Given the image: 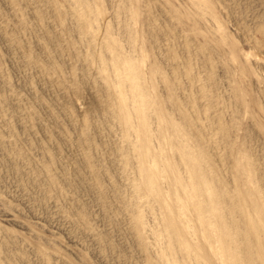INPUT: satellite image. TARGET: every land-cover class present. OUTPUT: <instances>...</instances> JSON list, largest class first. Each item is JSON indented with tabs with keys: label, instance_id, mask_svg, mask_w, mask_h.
<instances>
[{
	"label": "rangeland",
	"instance_id": "1",
	"mask_svg": "<svg viewBox=\"0 0 264 264\" xmlns=\"http://www.w3.org/2000/svg\"><path fill=\"white\" fill-rule=\"evenodd\" d=\"M128 59L160 200L133 150L143 128L113 114ZM187 153L211 176L197 197ZM197 203L263 217L264 0H0V264H221Z\"/></svg>",
	"mask_w": 264,
	"mask_h": 264
},
{
	"label": "bare ground",
	"instance_id": "2",
	"mask_svg": "<svg viewBox=\"0 0 264 264\" xmlns=\"http://www.w3.org/2000/svg\"><path fill=\"white\" fill-rule=\"evenodd\" d=\"M86 8L88 9V14L92 12V7L89 4L86 5ZM81 23L83 25H86L85 17L83 18ZM126 65L129 71L127 72L126 80L122 82L121 80H118V78H115L110 82L111 84H109L110 86H112L110 88L114 90L115 96H118L119 98V101L113 107V114L119 120L124 122L123 124L126 125V128H128V130L138 127L143 128L147 139L144 140L141 145L136 142L132 143L133 150L135 151L141 162L139 172L144 179L143 188L148 191L151 198L160 200L163 196L158 189L157 178L155 176V167L157 165V162L148 161L151 157L150 147L152 142L148 141L151 132L147 106L150 104V100L149 97L145 95L142 84L140 83L142 77L140 67L137 64H134L129 59L126 62ZM101 68L102 72L104 74H107V66L104 61L101 62ZM127 88H131L130 93L126 92ZM111 89L110 91H112ZM134 120H137L136 124L134 123ZM181 146L184 148L185 153L186 146L184 144H182ZM187 156L192 168L197 171V179L195 183L190 181H182L181 185L185 193L190 194V196L197 197V195L202 194L204 190L207 191L208 189H211V176L207 174V170L205 169L202 161L195 157L192 158V155L190 153H187ZM210 201L211 200H209V202ZM213 201H215V199ZM209 202H207L206 204L209 205ZM203 206L202 204L197 203L194 204L193 208L198 213L199 220L201 221L202 225L206 228V237L209 240L212 250L211 252L215 257L219 258L221 264H264V227L261 225V222L264 220V206L260 208V214L261 216H263L262 220L260 221H258V219H255L252 214H242V221L245 225H247L244 227L242 226L243 224H239L235 218L231 219L230 213H227V211L222 209L220 211L216 205H212V207L208 211L205 208L206 206ZM207 208L209 207L207 206ZM181 211L182 216L186 215L183 209ZM206 212H209L211 214V218L208 220L205 216ZM171 213L172 211H168V220L172 242L181 241L183 233L179 231L176 223L174 222L175 219L171 217ZM217 219L219 220V223ZM140 222L144 223V217L142 215ZM187 227H189L188 224ZM216 227H220V229L216 231ZM190 232L191 231H189L188 233ZM184 233L186 235L187 231L184 230ZM214 242L219 244V247L215 246L216 244H214ZM247 243L249 244L248 246L246 245ZM250 244L255 245L254 247H251ZM172 253V251L162 250L159 262L161 264H176L170 260V256L172 255ZM200 261L198 260V262Z\"/></svg>",
	"mask_w": 264,
	"mask_h": 264
}]
</instances>
